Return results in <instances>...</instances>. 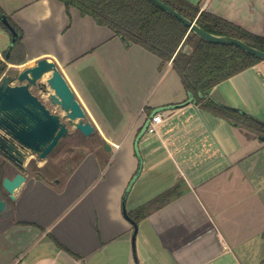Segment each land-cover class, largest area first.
<instances>
[{
  "label": "crops",
  "instance_id": "obj_1",
  "mask_svg": "<svg viewBox=\"0 0 264 264\" xmlns=\"http://www.w3.org/2000/svg\"><path fill=\"white\" fill-rule=\"evenodd\" d=\"M187 1L264 37V0ZM4 13L20 30L23 60L55 62L107 152L114 149L85 156L63 183L32 178L16 192L18 203L0 214V236L16 223L31 240L19 263L264 264L260 136L205 110L173 64L60 0H30ZM208 98L264 122V60ZM156 113L164 122L150 134ZM169 192L134 240L124 209L160 206L155 200Z\"/></svg>",
  "mask_w": 264,
  "mask_h": 264
},
{
  "label": "trees",
  "instance_id": "obj_2",
  "mask_svg": "<svg viewBox=\"0 0 264 264\" xmlns=\"http://www.w3.org/2000/svg\"><path fill=\"white\" fill-rule=\"evenodd\" d=\"M67 8L77 9L82 16L92 17L100 26L112 30L115 35L130 44H136L155 54L165 66L172 61L185 89L210 113L244 127L264 137V122L242 110L221 104L209 97V91L218 84L252 68L261 59L235 45L213 44L200 39L182 21L168 13L151 0H60ZM186 18L195 21L208 33L240 39L252 47L264 51V37L257 36L242 27L201 10L200 5L187 0H161ZM21 34L13 20L0 7V26L7 29L2 18ZM9 31V30H8ZM190 51H185V48ZM8 50L0 59V79L8 69L11 59H6ZM20 60L18 64L23 63ZM12 63V62H11ZM172 193L160 196L155 203L160 206H142L127 212L133 225H139L151 211L166 205ZM135 227V226H134Z\"/></svg>",
  "mask_w": 264,
  "mask_h": 264
},
{
  "label": "water",
  "instance_id": "obj_3",
  "mask_svg": "<svg viewBox=\"0 0 264 264\" xmlns=\"http://www.w3.org/2000/svg\"><path fill=\"white\" fill-rule=\"evenodd\" d=\"M151 1L182 21L200 39L213 44L235 45L264 60V51L234 37L208 33L199 27L195 21L186 18L161 0ZM2 22L12 36L11 45L6 54V59L9 60L18 42L19 34L5 16ZM187 49L188 47L185 48V51ZM46 75L51 76L47 80V84L41 85V89L49 95V100L53 105L61 108L65 113V119L61 115L53 113L31 91V87L40 85L39 81ZM18 80L21 84L17 86H12L9 78H3L0 84V135L3 134L0 137V150L9 159L19 160L23 165L29 153H33L45 160L59 145L60 141L69 135V126L75 127L85 137L95 134L96 128L88 120L83 106L77 100L74 91L55 62L48 59L39 60L34 67L20 72ZM260 139L264 141V137ZM105 147L108 151L111 149L109 144H105ZM26 182L27 177L21 173L12 179L9 177L4 179L3 185L9 192L11 200L17 199L16 192ZM7 207V201L0 197V214L5 212ZM124 214L128 219L126 209H124ZM134 226L135 240L138 225L135 224Z\"/></svg>",
  "mask_w": 264,
  "mask_h": 264
},
{
  "label": "rangeland",
  "instance_id": "obj_4",
  "mask_svg": "<svg viewBox=\"0 0 264 264\" xmlns=\"http://www.w3.org/2000/svg\"><path fill=\"white\" fill-rule=\"evenodd\" d=\"M30 0H0V6L2 9L6 11V13H12L14 10L18 9L25 3ZM3 10V12H5ZM1 29V28H0ZM4 29V28H3ZM6 32V41H4V45L6 50L11 45L12 36L10 32L5 29ZM3 32L0 30V38L3 35ZM3 42L0 41V49L2 51L5 50V47L2 45ZM25 56L23 49L20 46V42H17L15 48L13 49V54L11 56L12 61H20ZM2 60H5V57L2 56ZM11 64V62H9ZM18 66H9L8 69L4 73V75L0 79V84L3 78H9L11 80L12 86L20 85L21 83L18 80V75L20 72L24 70L34 67V63L24 61L21 64H14ZM51 75L45 76L41 81H39V86L43 84H47V80ZM178 78V75H176ZM178 80V79H176ZM51 90V89H50ZM33 94L37 95L47 106L48 108L55 114L61 115L63 119L65 113L61 110L59 106L53 105L49 100V95L44 93L41 88L34 87L31 89ZM51 92H53L51 90ZM69 135L62 139L59 145L55 148V150L45 159L42 160L39 156L29 153L25 163V172L30 178H35L39 180H47L48 182H65L67 177L69 176V172L72 171L76 167V165L83 160V158L89 154L93 155L95 158L98 157V154H105L107 152L106 147L104 145V139L102 136L97 135V133L93 134L90 137H85L81 132L76 130L75 127L69 126ZM114 152V149L109 156H111ZM111 164V163H110ZM92 187L88 189L90 191ZM18 201L10 199L9 207L17 204ZM17 224L14 223L13 229L10 230L8 234L1 233L0 236V264H22L19 263L20 260H17V257L22 251L27 250L28 248L22 249V246L25 243L31 242L30 239H22L25 238L26 234H23L21 230H19ZM5 228L4 224L0 223V227ZM33 233V237L36 235ZM24 236V237H23ZM21 240V241H20ZM20 243V244H19ZM27 253V252H24ZM19 261V262H18ZM135 264L138 263L136 259H134ZM139 264V263H138Z\"/></svg>",
  "mask_w": 264,
  "mask_h": 264
},
{
  "label": "flooded vegetation",
  "instance_id": "obj_5",
  "mask_svg": "<svg viewBox=\"0 0 264 264\" xmlns=\"http://www.w3.org/2000/svg\"><path fill=\"white\" fill-rule=\"evenodd\" d=\"M3 19V18H2ZM38 87V86H32V88ZM45 93V92H44ZM3 135V134H1ZM0 135V137H1ZM25 163L22 165L19 160H11L0 150V197L7 201L8 206L10 205V195L9 192L4 188L3 182L6 177L14 178L17 174H23L28 179L30 178L27 173L25 172ZM2 214V213H1Z\"/></svg>",
  "mask_w": 264,
  "mask_h": 264
},
{
  "label": "built area",
  "instance_id": "obj_6",
  "mask_svg": "<svg viewBox=\"0 0 264 264\" xmlns=\"http://www.w3.org/2000/svg\"><path fill=\"white\" fill-rule=\"evenodd\" d=\"M172 64V62H170ZM164 119L161 113H156L152 116V118L148 122L147 131L150 134H156L158 133L159 127L163 124ZM119 146H117V149Z\"/></svg>",
  "mask_w": 264,
  "mask_h": 264
}]
</instances>
